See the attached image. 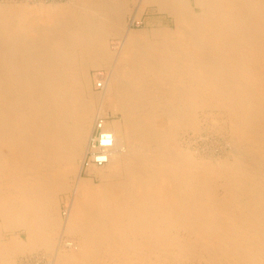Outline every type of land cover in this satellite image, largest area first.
<instances>
[{
	"label": "bare ground",
	"instance_id": "bare-ground-1",
	"mask_svg": "<svg viewBox=\"0 0 264 264\" xmlns=\"http://www.w3.org/2000/svg\"><path fill=\"white\" fill-rule=\"evenodd\" d=\"M129 1L93 0L94 15L77 17L0 6V219L28 236L0 237V264L37 248L53 264H264V0H135L132 22L146 4L175 22L145 36L126 28ZM117 63L125 75L103 90L123 122H107L116 147L103 167L121 176L84 183L61 222L57 192L80 157L81 181L93 129L81 75L120 74ZM216 108L231 119L235 157L219 166L193 159L173 132ZM63 231L81 239L80 257L60 252Z\"/></svg>",
	"mask_w": 264,
	"mask_h": 264
},
{
	"label": "rangeland",
	"instance_id": "rangeland-1",
	"mask_svg": "<svg viewBox=\"0 0 264 264\" xmlns=\"http://www.w3.org/2000/svg\"><path fill=\"white\" fill-rule=\"evenodd\" d=\"M82 1H83V3H82ZM94 3L95 2H93V0H51V1L0 0V6H3V7H10V6L27 7V8L34 10V11H38L39 13L42 11L44 12V11H49L50 9H55L57 7H62L65 9H69L71 12H73L75 17H77V15L83 14V13L85 15L88 14L89 16L94 15V13H95L94 9H93ZM135 3H136L135 0L129 1L128 4H129L130 10L127 13L126 19H125L126 20V28L128 27L127 25L130 26L129 32L131 35H135V36L136 35L137 36H140V35L143 36L144 35L145 36L148 34V31L150 32L151 30H153L154 27H156V25H157L156 23H158V22L160 25L166 26L168 28L174 27L175 22H174L173 17L168 15L165 12L159 11L156 8V4H146L145 6H142L140 9L141 13H139V14H141V23H139L138 22L139 20H137L135 18L136 19L135 24L131 25L130 22H132V18H134V15H130V14L136 10ZM71 6H73V7H71ZM75 12H77V13H75ZM40 15L42 16V14H40ZM142 22H144V23H142ZM108 45H109V48L112 52L119 53L120 49H121L120 37H117L115 35H109L108 36ZM115 50H116V52H115ZM124 50H122V52H124ZM121 54H126V53H121ZM130 54H133V53H130ZM116 68L117 69L119 68L121 73L120 74L115 73L117 75L113 74V76L110 75L108 68H104V67H102V68H91L90 70H88V72L85 75L84 74L81 75L83 83L87 82V76L89 79H91L89 85L86 86L85 89L82 86L83 87L82 88L83 95L81 94V96H84V98H86L87 101L88 100L90 101L92 108H93V113L91 114L92 118H93V120L91 122V128H92L93 123L97 117L96 113L108 115V116H110V121H114L118 124L123 122L122 113L120 111H117L114 109L113 105L111 104V102L108 98L109 93L106 94L103 89H98L96 87L97 79L102 78V77H106L107 88H108V90H110V92H111L110 94H113L114 93L113 88H112L113 85L116 84V82H118L120 80V78H122L125 75L124 72H122L123 68H121L118 63H117ZM123 79H125V78H123ZM98 95L99 96H101V95L106 96L107 95L105 97L103 103H101L98 100V98H97V97H99ZM202 109H199V111H198L200 113L199 116L201 118L197 115L196 119H194V120L190 119L189 123H188L189 126L187 128H182L184 125V123L182 124V121L178 122L177 126H175V128H173V132L176 135V139H178L177 140L178 144L184 150L185 149L188 150L189 151L188 153H190L192 158L195 159L196 161H209V162H212V164H214L216 166H219V165L226 163V162L235 161V159H234L235 157H233V154H231V153H233L232 149L229 147V143H230L229 139L231 137L230 135H232V126H231L230 117L228 116L227 113H225L226 110H223V109L217 110V108H216L214 110V113H213L214 117H212V116H209V113L211 114V112H213L212 109H207V110L206 109L202 110ZM95 110H97V112ZM219 112H223V113H219ZM204 113L207 114V117H204V116H206ZM204 118H206V119H204ZM159 119L164 120V121H160V122H163V123H161V125H165V122H166L165 117L159 116ZM195 124H197V125L195 126ZM91 128H90V130H91ZM81 158L82 157H80L78 159V162L73 169L69 168L70 170L69 169L66 170V175H67L66 179H65L66 180V186L62 190H59L57 192V199H56V203H55V205H57V206H55V209H57V210H55V211L57 214L56 216L60 219L61 222L66 221L67 211L69 210V208L71 206V202L73 203L74 199L78 196V194H80V189L82 188V185H84V183H86L88 185H92L93 188H97L100 185L104 186L106 182L111 183L112 181H116L117 179H119L117 177L121 176V172H119V173L116 172L114 174L110 173L111 172L110 167L106 166L103 168H96V169L93 168V171L90 172L89 174L88 173L87 174L81 173V171H80L82 179H81V181H79L77 179V175L79 174ZM111 179H113V180H111ZM114 179H116V180H114ZM75 188H77V189L74 191ZM0 222H2V219H0ZM4 227L5 226L3 225V222H2V226L0 227V237H2V238L4 237L2 239L3 241H8V240L14 241L15 239H17L15 242H20V243L24 242L23 244L28 243L27 231L25 232V230L23 228L11 226V227H6L8 229L7 230ZM58 239L61 243V244L59 243L60 252H62V253H71L72 252L77 257L81 256V253H82L81 239L79 238V236L77 234L72 233V232L63 231V233H59V234L57 233L56 234V240L58 241ZM63 239L71 240V241L75 242L77 244V248L76 249H66V248L62 247ZM142 240H145V239H142ZM8 244H10V242ZM31 251L32 252L42 251V252L47 253L48 255H52L51 252L47 251L44 248H37L34 251L31 249L29 251L20 252L16 255L12 256L11 259H12L13 263L15 262L14 264H20L21 258L24 255L31 253ZM174 264H183V263L175 262ZM184 264H204V262L202 259H198L196 261L186 262Z\"/></svg>",
	"mask_w": 264,
	"mask_h": 264
},
{
	"label": "built area",
	"instance_id": "built-area-1",
	"mask_svg": "<svg viewBox=\"0 0 264 264\" xmlns=\"http://www.w3.org/2000/svg\"><path fill=\"white\" fill-rule=\"evenodd\" d=\"M28 1H51V0H28ZM136 19L131 22L135 24ZM106 85V77L97 79L96 87L103 89ZM110 116L100 114L97 116L92 132L90 134L84 157L82 159L81 173H88L92 167H103L111 160L112 153L116 147L115 134L111 128L107 126ZM73 241L68 240L66 247H71ZM20 264H53L52 257L42 251H35L24 255Z\"/></svg>",
	"mask_w": 264,
	"mask_h": 264
}]
</instances>
